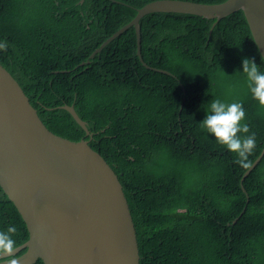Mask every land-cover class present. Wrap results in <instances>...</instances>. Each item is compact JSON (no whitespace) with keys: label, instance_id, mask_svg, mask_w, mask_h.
I'll use <instances>...</instances> for the list:
<instances>
[{"label":"trees","instance_id":"obj_1","mask_svg":"<svg viewBox=\"0 0 264 264\" xmlns=\"http://www.w3.org/2000/svg\"><path fill=\"white\" fill-rule=\"evenodd\" d=\"M157 1L167 0H0V61L51 132L88 140L117 174L136 224L140 264H264V158L242 184L264 151V106L240 72L244 57L264 71V58L243 11L219 22L145 17L143 60L171 74L144 66L134 28L82 66ZM213 99L244 107L256 137L246 166L201 127ZM64 105L76 107L92 139ZM28 240L0 185V255Z\"/></svg>","mask_w":264,"mask_h":264},{"label":"water","instance_id":"obj_2","mask_svg":"<svg viewBox=\"0 0 264 264\" xmlns=\"http://www.w3.org/2000/svg\"><path fill=\"white\" fill-rule=\"evenodd\" d=\"M238 11H243L264 58V0H229L220 5L167 0L139 10L133 21L107 39L82 66L90 65L109 43L134 28L137 55L144 66L171 74L143 60L140 22L145 17L180 14L219 22ZM60 108L72 114L93 138L75 106ZM263 158L264 151L242 184ZM0 185L29 233L25 244L0 255V264H140L136 224L117 174L88 140L76 142L51 132L1 61Z\"/></svg>","mask_w":264,"mask_h":264},{"label":"clouds","instance_id":"obj_3","mask_svg":"<svg viewBox=\"0 0 264 264\" xmlns=\"http://www.w3.org/2000/svg\"><path fill=\"white\" fill-rule=\"evenodd\" d=\"M241 66L242 71H237L243 73L252 98L264 106V71L254 59L248 57L242 59ZM204 112L205 118L200 121L201 127L211 134L218 144L235 153L238 163L245 164L256 145V137L254 133L249 132L242 103L213 99ZM8 231L14 229L9 228Z\"/></svg>","mask_w":264,"mask_h":264}]
</instances>
